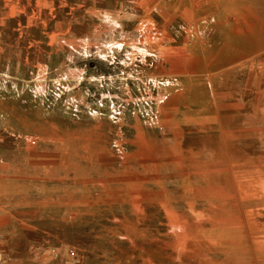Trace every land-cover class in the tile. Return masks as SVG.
Returning a JSON list of instances; mask_svg holds the SVG:
<instances>
[{"label": "rangeland", "instance_id": "obj_1", "mask_svg": "<svg viewBox=\"0 0 264 264\" xmlns=\"http://www.w3.org/2000/svg\"><path fill=\"white\" fill-rule=\"evenodd\" d=\"M0 264H264V0H0Z\"/></svg>", "mask_w": 264, "mask_h": 264}, {"label": "crops", "instance_id": "obj_2", "mask_svg": "<svg viewBox=\"0 0 264 264\" xmlns=\"http://www.w3.org/2000/svg\"><path fill=\"white\" fill-rule=\"evenodd\" d=\"M165 1H167V0H165ZM174 1H175V10L178 13H180V12L182 13L183 12V3L184 2H194V0H174ZM187 11H190V10L187 9ZM250 25H252V24L250 23ZM177 64H178V66H182L183 62L182 61H178Z\"/></svg>", "mask_w": 264, "mask_h": 264}]
</instances>
